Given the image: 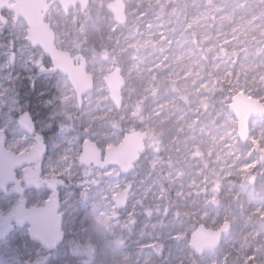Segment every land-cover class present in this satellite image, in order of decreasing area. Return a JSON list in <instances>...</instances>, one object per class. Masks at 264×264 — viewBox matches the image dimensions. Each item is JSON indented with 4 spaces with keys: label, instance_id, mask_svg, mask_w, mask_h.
<instances>
[{
    "label": "rangeland",
    "instance_id": "1",
    "mask_svg": "<svg viewBox=\"0 0 264 264\" xmlns=\"http://www.w3.org/2000/svg\"><path fill=\"white\" fill-rule=\"evenodd\" d=\"M113 1L68 15L57 3L48 14L58 49L82 54L94 77L81 106L68 77L41 74L51 64L27 41L25 22L10 13L0 22V132L8 150L46 153L18 171L33 184L0 192V264H264V118L242 142L229 110L240 92L264 105V0H127L122 26ZM116 68L126 81L120 110L106 86ZM36 77L33 100L22 101V81ZM134 131L148 140L129 175L80 163L84 141L104 152ZM128 187L119 210L113 197ZM51 199L65 239L48 252L29 226L5 222L16 206ZM225 222L221 245L196 256L197 226Z\"/></svg>",
    "mask_w": 264,
    "mask_h": 264
},
{
    "label": "water",
    "instance_id": "2",
    "mask_svg": "<svg viewBox=\"0 0 264 264\" xmlns=\"http://www.w3.org/2000/svg\"><path fill=\"white\" fill-rule=\"evenodd\" d=\"M127 0H114L108 6L113 14L115 22L122 26L127 23ZM58 3L65 15L80 6L84 13L90 0H0V22L5 26L8 22L4 13H12L15 23L23 20L28 27L27 41L33 49H40L50 61V67H41L44 75L61 74L68 80L75 91L76 98L81 106L83 98L92 92L95 87L94 77L88 73V63L82 54L72 56L71 53L58 49L56 34L51 24L47 22L51 7ZM106 86L110 93V100L117 110L124 103L123 90L126 81L120 68L114 69L106 79ZM230 113L238 121V134L242 142L250 137V125L256 118H264V105L240 92L233 96L230 104ZM148 136L141 131H134L125 135L123 141L104 152L91 140L83 143V149L79 157L80 163L89 168L93 167L105 170L107 167H118L122 175L132 173L136 165L146 154V142ZM44 158V152L40 148H34L29 152L17 154L6 148V136L0 132V191L6 192L10 186L21 188L23 180L18 178V171L24 167L39 164ZM130 187L124 189L113 197L116 207L123 210L129 202ZM35 210L44 212L48 218H54V228L41 235L32 227V215ZM57 200L51 199L43 207L28 208L24 205L15 207L9 217V221L16 225L29 226V238L39 244L44 250L52 252L57 249L65 239L63 231V218L59 214ZM231 230L230 223L225 222L216 229H209L199 224L193 232L190 242L191 250L196 256H202L206 252L217 249L223 237ZM1 237V233H0Z\"/></svg>",
    "mask_w": 264,
    "mask_h": 264
},
{
    "label": "snow or ice",
    "instance_id": "3",
    "mask_svg": "<svg viewBox=\"0 0 264 264\" xmlns=\"http://www.w3.org/2000/svg\"><path fill=\"white\" fill-rule=\"evenodd\" d=\"M29 87L32 88L33 91L35 90V86L32 82L29 83ZM20 115L21 113H16L17 118ZM54 225V218H48L44 212L39 210L33 212L31 227L35 232L44 235L48 230L54 228Z\"/></svg>",
    "mask_w": 264,
    "mask_h": 264
},
{
    "label": "trees",
    "instance_id": "4",
    "mask_svg": "<svg viewBox=\"0 0 264 264\" xmlns=\"http://www.w3.org/2000/svg\"><path fill=\"white\" fill-rule=\"evenodd\" d=\"M30 82H32L35 86L34 91L32 90V88L29 87ZM38 87H39V84L37 83V77L29 79V80H23L21 84V89L19 90L20 96L23 97L22 101H26V100L32 101L33 94H36Z\"/></svg>",
    "mask_w": 264,
    "mask_h": 264
},
{
    "label": "bare ground",
    "instance_id": "5",
    "mask_svg": "<svg viewBox=\"0 0 264 264\" xmlns=\"http://www.w3.org/2000/svg\"><path fill=\"white\" fill-rule=\"evenodd\" d=\"M100 203H101V200L99 198V202L98 203H94V205H98L99 204V215H98L99 223L103 224V225H106L111 220H110V217L108 216L107 211H105L104 208L100 207Z\"/></svg>",
    "mask_w": 264,
    "mask_h": 264
},
{
    "label": "flooded vegetation",
    "instance_id": "6",
    "mask_svg": "<svg viewBox=\"0 0 264 264\" xmlns=\"http://www.w3.org/2000/svg\"><path fill=\"white\" fill-rule=\"evenodd\" d=\"M6 14V13H5ZM25 121H27V119H25ZM32 123V122H31ZM25 127L26 128H28V126H27V122H26V124H25ZM148 136V135H147ZM148 140V139H147ZM38 148V147H37ZM42 150H43V152H44V158H43V160L45 159V157H46V153H45V150L42 148ZM42 160V161H43ZM41 161V162H42ZM40 164V163H39ZM38 164H36V165H31V166H33V168H35L36 166H37ZM27 167H30V166H27ZM27 174V173H26ZM23 180V184H22V186L26 183V182H28V184H33L34 183V180L31 178V177H26V181H25V178L24 179H22ZM21 186V187H22ZM20 189V188H19ZM6 224L5 225H7V224H12L10 221H9V218L8 219H6V222H5ZM0 231H3L2 230V228L0 227Z\"/></svg>",
    "mask_w": 264,
    "mask_h": 264
}]
</instances>
